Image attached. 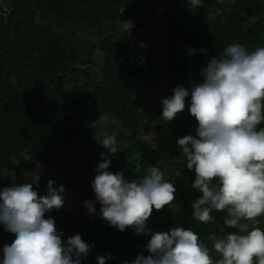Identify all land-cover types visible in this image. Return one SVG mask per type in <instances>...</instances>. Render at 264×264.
I'll return each instance as SVG.
<instances>
[{"label": "trees", "instance_id": "obj_1", "mask_svg": "<svg viewBox=\"0 0 264 264\" xmlns=\"http://www.w3.org/2000/svg\"><path fill=\"white\" fill-rule=\"evenodd\" d=\"M148 1L8 0L6 5L10 12L0 15V190L13 184L30 183H23L18 163L24 153L30 155L31 162L41 160L49 165L56 177L70 186L79 171L76 151L87 150L83 153L86 169L91 174L87 175V192L81 198V209L76 215L79 221L71 231L68 214L67 230L60 232L63 236L79 234L84 242L93 244L94 264H98L100 255L108 257L106 264H131L139 255H149L146 245L151 236L138 235L131 227L120 231L100 215L101 206L92 187L98 164H93L90 156L97 151L98 128L91 120V111L97 110L116 119L132 133L134 142L125 149L124 159L130 160L135 154L141 156L138 168L123 166L113 174L122 172L132 181L148 167L155 166L163 172L175 166L180 171L181 183L188 181L192 185L196 174L194 169H187L178 140L187 135L196 136V129L187 123L170 125L162 120L157 124L158 137L163 142L162 148L171 151L151 148L142 137L144 95L137 89L144 86L156 100L166 72L173 84L162 93L169 97L175 87L200 74L207 61L222 55L229 44L239 43L249 51L264 47V0H234L232 5L215 2L216 11L211 17L204 9L190 14L180 0H171L158 14L170 25L168 30L160 32L164 41L159 67L153 61L141 62L127 52L113 50L108 46L111 41L106 38L102 62L94 61L85 66L82 49L71 42L69 34L57 30L53 21L44 19L46 15L55 16L68 26L83 23L103 34V25L120 14L129 16L132 22L143 19L145 13L151 12L150 9L145 11ZM176 18L179 22L175 24ZM94 51L97 54L99 48ZM96 66L99 71H95ZM260 127H264V122ZM176 155L179 158L173 160ZM4 169L14 173V179L11 174L3 175ZM42 176L39 186L34 185L40 196L47 194L48 181L52 180ZM202 195L191 188V200L180 211L179 226L195 231L210 249L212 258L218 260L221 257L208 237L213 233L224 234L222 218L227 212L213 210L214 220L209 224L194 220L192 204ZM85 200L94 202L95 214L88 213ZM172 211L171 206L153 209L147 228L155 233L178 226ZM61 217H65L64 214L60 213ZM45 218H50L48 213ZM259 219L258 226L264 231V216ZM54 220L55 226H59L57 216ZM224 231L238 230L226 227ZM15 239V234L0 222V261L4 246H10ZM81 264L90 263L81 258Z\"/></svg>", "mask_w": 264, "mask_h": 264}, {"label": "clouds", "instance_id": "obj_2", "mask_svg": "<svg viewBox=\"0 0 264 264\" xmlns=\"http://www.w3.org/2000/svg\"><path fill=\"white\" fill-rule=\"evenodd\" d=\"M189 7L202 6V0H188ZM123 12V9H122ZM126 33L134 23L123 21ZM201 81L191 89L178 85L173 95L162 100L164 121H172L184 111L191 95L189 111L197 122L196 136L178 140L186 167L195 171L191 187L202 192L193 204V219L203 224L214 220L213 210L226 211L221 236L208 237L221 257L214 260L210 249L192 229L180 226L166 232H151L147 222L155 210L175 201L176 188L158 167H148L138 179L107 169L110 156L119 148L114 135L101 141L102 154L92 187L100 204V215L120 231L133 228L150 234L149 255H139L131 264H264V231L258 226L264 216V47L249 51L239 43L229 44L222 55L213 57L201 70ZM3 175L14 173L7 169ZM31 183L0 190V222L16 239L3 249L2 264H81L90 246L81 235L62 239L54 218L45 214L64 206L65 187L48 181L47 194L40 196V174H30ZM89 214L96 213L93 201L85 200ZM237 232H225V228ZM110 255V254H109ZM107 256L97 257L106 264Z\"/></svg>", "mask_w": 264, "mask_h": 264}, {"label": "rangeland", "instance_id": "obj_3", "mask_svg": "<svg viewBox=\"0 0 264 264\" xmlns=\"http://www.w3.org/2000/svg\"><path fill=\"white\" fill-rule=\"evenodd\" d=\"M60 1V0H56ZM146 10L150 9L151 12L145 13L144 18L140 21L133 22L134 28L131 30V33H126L124 29L123 21L131 20L129 16L125 14H120L114 17L111 21L106 22L103 25L102 32L98 31L96 28L83 24V23H74L71 26H68L65 22H62L55 16L44 17L45 20L53 21L57 30L65 31L69 34L71 42L74 45H77L82 49V59L83 62L87 65H91L94 61H97L98 64L102 62L104 57V49L106 44H104V39L111 41V44L108 45L115 51L127 52L131 56L138 57L141 62L144 61H153L157 67L161 64L160 52L163 48L164 37L160 35L162 30H168L170 25L160 18L159 11L163 6L170 5L171 0H149ZM182 6L187 9L190 14H197L204 9L208 13L209 17L215 14L216 5L215 2H225L226 5H232L234 0H202V6L191 9L188 4V0H180ZM157 9V11H155ZM144 11V12H145ZM179 22V19L176 18L175 24ZM99 48L98 53L96 54L94 49ZM209 61H207L208 64ZM95 71H99V68L96 66ZM196 81H201V76L198 74L195 78L186 81L182 85L186 88L191 89L192 83ZM173 84V80L165 72L163 73V79L159 86V97L154 100L152 95H150L147 89L144 86H140L137 90L140 94L144 95L142 108L144 121L142 125L143 130V139H146L151 148L160 149L163 152L169 153L171 149L162 148L163 142L158 137L157 133V124L160 123L162 119L163 106L162 100L168 97H165L162 93L164 90L168 89L170 85ZM173 95V92L172 94ZM170 95V96H171ZM191 106V95L186 98V107L184 111L177 114L174 120L167 121L170 125L175 124H189L192 129H196L197 122L195 118L191 115L189 108ZM92 122L98 128V136L96 147L97 151L91 154V159L93 164H100L103 162L102 154H106L107 150L104 146L99 143L105 136L114 135L117 139V147L119 150L115 155L109 157L111 164L107 170L114 173L116 170L120 169L123 166H128L132 168H138L139 160L141 159L140 154H135L132 159H124L123 153L128 146L133 144L132 133L127 132L121 125L119 121L114 118L108 117L97 110H92L90 113ZM87 150L78 149L75 154V160L79 164V171L75 176L72 184L66 186L61 182L55 175L54 171L49 165L44 163L41 160L30 161L31 157L27 153L22 155V159H18V163L22 169V181L32 182L30 174L33 172H38L40 174V180L42 179V174L48 179L56 181V188H59L63 185L66 189L64 195V206L60 209H53L51 212H48V216L59 220V226L56 227L57 231H65L68 227L67 216L70 214L71 231H74L76 228L79 217L76 215L81 209V198L85 196L89 182L88 174H91L88 169H86V160L85 154ZM178 155L173 156V160H177ZM132 160V161H131ZM137 160V161H136ZM164 178L166 181L174 184L176 188L175 192V201L170 205L173 208L172 213L175 215V222L179 226L181 224V215L180 211L184 210V206L190 203L191 200V184L188 181H183L181 183L180 171L175 167H168L164 171ZM64 214L65 217L59 218V214ZM72 236L66 235L62 239L67 242L68 237ZM90 246L93 244L87 243ZM96 253L94 248L90 247V251L86 257H81L86 263L94 264ZM2 264V261H0Z\"/></svg>", "mask_w": 264, "mask_h": 264}, {"label": "built area", "instance_id": "obj_4", "mask_svg": "<svg viewBox=\"0 0 264 264\" xmlns=\"http://www.w3.org/2000/svg\"><path fill=\"white\" fill-rule=\"evenodd\" d=\"M2 2H4V0H0V4H1ZM9 12H10V8L7 7V5H6V3H5V5H4V7H3L2 11H1V14L7 15Z\"/></svg>", "mask_w": 264, "mask_h": 264}, {"label": "water", "instance_id": "obj_5", "mask_svg": "<svg viewBox=\"0 0 264 264\" xmlns=\"http://www.w3.org/2000/svg\"><path fill=\"white\" fill-rule=\"evenodd\" d=\"M7 1H8V0H4V2H2V3L0 4V15H1V11H2L4 5H5V3H6Z\"/></svg>", "mask_w": 264, "mask_h": 264}]
</instances>
